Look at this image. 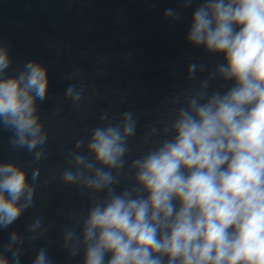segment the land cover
Returning <instances> with one entry per match:
<instances>
[{
	"label": "clouds",
	"instance_id": "1",
	"mask_svg": "<svg viewBox=\"0 0 264 264\" xmlns=\"http://www.w3.org/2000/svg\"><path fill=\"white\" fill-rule=\"evenodd\" d=\"M164 16L180 18L172 8ZM186 40L209 54L223 53L225 63L186 97V106L174 109L163 128L171 138L129 165L137 187L116 191L128 141L136 134L130 111L119 123L105 124L107 114L101 116V126L75 144V149L86 146L88 155L69 154L73 167L62 173L63 183L106 193L93 201L79 237L65 229L62 246L69 258L82 246L83 264H264V0H203ZM11 65L10 47L0 41V128L11 132L13 149H26L39 162L48 133L37 101L48 98L49 70L28 60L9 76ZM204 68L190 64L188 79ZM217 77L234 84L223 94L209 93ZM64 95L75 104L83 89L69 85ZM179 102L178 96L173 103ZM158 131L153 127L149 136ZM39 175L36 168L30 183L19 164L0 163V230L33 206ZM27 231L28 239L36 240L47 229L37 218ZM24 240L17 231L9 233L0 264H21ZM32 264H53L47 247Z\"/></svg>",
	"mask_w": 264,
	"mask_h": 264
}]
</instances>
